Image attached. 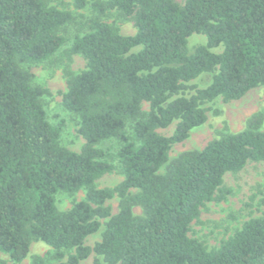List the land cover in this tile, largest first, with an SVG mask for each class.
Segmentation results:
<instances>
[{
	"label": "trees",
	"instance_id": "trees-1",
	"mask_svg": "<svg viewBox=\"0 0 264 264\" xmlns=\"http://www.w3.org/2000/svg\"><path fill=\"white\" fill-rule=\"evenodd\" d=\"M71 1L75 8L87 4ZM91 7L99 14L117 10L136 31L124 35L94 17L72 39L68 54L86 61L62 96L84 139L75 152L59 143L60 127L47 120L40 102L45 90L20 66L49 59L73 16L44 0H0V252L19 264L39 240L58 260L72 250L57 264H79L91 252L107 264H264V214L209 250L188 234L205 202L226 198L225 173L264 161L261 113L238 132L169 158L171 146L205 122V101L236 100L264 86V0H93ZM193 33L206 42L188 51ZM205 72H214L205 87L174 97ZM176 120L171 135L156 131ZM110 138L119 141L114 156L123 179L97 188L94 181L113 169L112 154L97 144ZM81 188L83 199L56 207L57 192ZM114 196L112 214L106 200ZM100 219V240L85 245ZM31 264L43 260L35 255Z\"/></svg>",
	"mask_w": 264,
	"mask_h": 264
},
{
	"label": "rangeland",
	"instance_id": "rangeland-1",
	"mask_svg": "<svg viewBox=\"0 0 264 264\" xmlns=\"http://www.w3.org/2000/svg\"><path fill=\"white\" fill-rule=\"evenodd\" d=\"M48 6H54L61 10L69 11L73 19L62 26L59 34L63 36V45L47 60L37 63H20V66L31 73V84L40 86L45 92L40 96V102L46 112L47 120L60 127L59 143L71 151L78 152L84 143L83 137L78 132V117L66 110L62 104V96L66 91L68 78L85 69L86 61L80 54H68L67 49L72 39L88 30L90 19L98 17L102 21L116 27L121 34L131 35L135 33L136 27L132 20L124 17L115 9H107L104 14H99L91 7L93 0H87L83 8H75L71 0H44ZM182 5L184 0H174ZM206 37L203 33H193L187 39V49L192 51L199 44H204ZM135 47L133 50H138ZM221 46L213 48V51L220 52ZM214 72H205L198 77L186 82V87L180 90L179 95L189 96L196 89L205 87L212 78ZM205 109L206 120L203 124L193 128L186 139L174 143L169 150V158L190 149H201L208 141L219 138L226 133H235L245 127L247 119L255 114L261 113L262 126L264 128V86L250 89L241 98L225 101L217 97L211 101H205L201 105ZM149 110V102L143 101L141 111L146 113ZM176 121H173L165 128H157L156 131L162 135L172 134ZM133 121L126 123L125 130L131 135ZM106 148L112 156L109 161L113 169L97 178L94 185L97 188L113 187L123 179L120 167L114 156L119 147L116 138H110L97 144ZM222 185L229 189L226 198L221 201H208L200 207L199 216L192 221L190 237H193L204 244L209 250L219 246L224 240L230 237L234 231L241 227L242 223L251 217H258L264 214V161L247 162L244 167L236 173L227 172L223 176ZM85 189L68 194L57 192L55 194V205L59 210H66L73 203L85 196ZM110 206L111 213L118 208L117 196L106 200ZM135 215L141 214L139 206H133ZM101 227L93 234L84 239V244L93 246L99 241L100 232L103 228L104 219H100ZM60 260L53 256L54 249L42 241H32L27 256L19 264H31L32 257L38 255L42 258L43 264H57L65 261L67 254ZM98 262V263H97ZM0 264H14L7 253L0 252ZM79 264H107L103 259L91 252Z\"/></svg>",
	"mask_w": 264,
	"mask_h": 264
}]
</instances>
